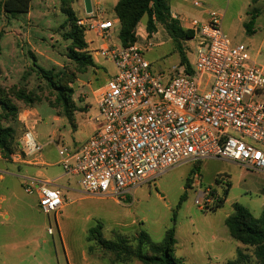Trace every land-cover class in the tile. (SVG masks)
Returning a JSON list of instances; mask_svg holds the SVG:
<instances>
[{
    "label": "rangeland",
    "instance_id": "rangeland-1",
    "mask_svg": "<svg viewBox=\"0 0 264 264\" xmlns=\"http://www.w3.org/2000/svg\"><path fill=\"white\" fill-rule=\"evenodd\" d=\"M200 2L207 11L223 14L221 27L232 45L242 46L252 59L264 65V0ZM72 10L77 18L83 16L84 1L75 0ZM97 11L105 17L109 10L103 5ZM190 17L203 20L199 14ZM66 20L58 0H31L29 14L15 19L6 15L0 18V87L9 89L16 85L34 99L33 103L13 99L20 108L18 122L13 123L16 150L25 129L19 120L24 111L36 113L30 116L28 124L33 125L39 119L35 125L38 139H46L57 130L55 140L60 145L80 143L96 125L92 120L97 113L93 90L104 86L116 74L113 64L103 58L93 59L95 65L86 68L70 58L72 42L65 36L70 31ZM146 21L144 17L141 28ZM118 32L119 28L113 33V41L117 43ZM85 39L89 50L102 45L101 38L92 32H86ZM183 45L187 59L193 63L194 56L190 54L193 43L189 40ZM163 49L168 54H156L157 50H153L145 57L153 72L174 75L180 55L173 51L171 42ZM43 71L50 73L54 83L44 77ZM55 86L73 90L71 99L79 112L74 113L72 123L58 103L60 89ZM256 100L264 103V88ZM56 116L62 120L55 121ZM56 146L51 159L54 162L59 159ZM20 166L11 155L4 158L0 153V168L4 171L0 176L3 174L4 179L11 170L23 177H12L9 173L0 181V264H114L111 252L90 241L89 230L93 227H100L106 240L120 235L134 241L145 230L156 243L174 228L177 241L174 255L186 264H228L237 260L238 250L248 257L240 264H257L254 247L234 240L225 221L234 213L236 203L255 217L261 215L264 173L244 169L228 160L189 163L155 176L119 203L111 197L84 194L79 178L70 176V187L65 190L66 206L56 216L58 228L54 214L40 210L36 193L25 192L27 176L18 170L26 168ZM38 169L50 178L63 172L59 165ZM182 195L185 199L181 202ZM198 199L200 205L196 204ZM219 200H225L224 205L214 211ZM125 264L142 263L135 259Z\"/></svg>",
    "mask_w": 264,
    "mask_h": 264
},
{
    "label": "built area",
    "instance_id": "built-area-1",
    "mask_svg": "<svg viewBox=\"0 0 264 264\" xmlns=\"http://www.w3.org/2000/svg\"><path fill=\"white\" fill-rule=\"evenodd\" d=\"M192 3L204 8L200 0ZM97 10L85 12L77 24L101 38L102 45L90 49V55L111 62L116 74L93 92L94 134L79 147L53 142L60 166L79 178L84 194L120 202L155 176L212 159L264 173V103L256 100L264 88V65L231 44L221 12L208 10L203 20L172 16L193 33L194 62L192 74L178 66L168 76L153 72L135 44L123 47L113 41L116 21L103 19ZM22 115L25 129L11 155L19 164L43 150L36 122L29 125V115ZM24 190L36 193L40 210L54 214L57 225L62 193L51 182L32 178Z\"/></svg>",
    "mask_w": 264,
    "mask_h": 264
},
{
    "label": "trees",
    "instance_id": "trees-1",
    "mask_svg": "<svg viewBox=\"0 0 264 264\" xmlns=\"http://www.w3.org/2000/svg\"><path fill=\"white\" fill-rule=\"evenodd\" d=\"M58 1L62 11L67 15L65 25L70 27V31L65 35L66 39L72 42L70 58L83 68L94 66V60L89 52V44L85 39L86 32L78 26L79 18L72 10L75 0ZM30 10L31 0H4L0 3V18L2 15H6L15 19L20 15L29 14ZM114 13L119 19L118 40L123 47L136 43V29L146 16L148 36L152 37L156 33L158 24L163 26L180 53L179 66H186L187 73H193L183 45L193 37V33L183 29L179 21L173 19L169 0H118L114 7ZM43 74L47 80L54 83L49 72L43 71ZM55 87L58 88V86ZM58 89H60L57 97L58 103L61 104L66 117L72 123L74 122V113L77 111L71 99L73 90L69 87ZM13 99L25 103L34 101L24 88L16 85L9 89L0 87V108L3 111L0 114V153L4 158L10 157L16 151L14 147L16 128L13 123L18 122L20 108ZM184 199L185 195H182L181 202ZM224 202L225 200H219L214 211L222 207ZM225 224L234 240L242 245L254 247L257 264H264V209L259 217H255L246 207L236 203L234 204V213L226 219ZM100 230V227H93L89 230L90 241H95L99 247L111 252L114 256V264L130 263L135 259L142 264H186L183 259L176 258L174 255L177 244L174 228H170L163 241L159 243L154 242L145 230H141L134 241L120 235L113 240H106L102 237ZM237 256V260L230 261L228 264H240V261L248 259L240 250L237 251Z\"/></svg>",
    "mask_w": 264,
    "mask_h": 264
},
{
    "label": "crops",
    "instance_id": "crops-1",
    "mask_svg": "<svg viewBox=\"0 0 264 264\" xmlns=\"http://www.w3.org/2000/svg\"><path fill=\"white\" fill-rule=\"evenodd\" d=\"M117 2H118V0H91L92 8L94 10L99 9L100 6L105 5V8L109 11L107 12L108 14H106L105 17H102V18L106 19V20H115L116 21V26H115L116 29L119 28V19L116 17V15L114 13V7L116 6ZM192 2H193V0H169V5H170L172 16L180 15L181 17L184 16V17L189 18L190 16H192V14L196 15V16H197V14H199L201 18H205L207 10L205 8H196ZM96 6H98V7H96ZM109 15L111 17H109ZM190 18H193V17H190ZM146 23H147V21H146ZM156 28H157V31L152 37L148 36V33L146 31V25L144 28H141L140 23H139V25L136 29L137 41H136L135 45L138 48H140L141 50H143L144 54H149L153 50H157L156 54H168L167 52L164 51L163 47L168 42L173 43V41H172L171 37L169 36V34L166 32V30L163 28V26L158 24L156 26ZM173 46H174L173 51L177 54H180L179 51L175 48L174 43H173ZM89 47H90V45H89ZM90 49H92V48H90ZM94 91L95 90H93V92ZM95 106H96V104H95ZM96 109H97V107H96ZM83 111H87V109L83 110ZM77 112H79V111H77ZM97 112H98V110H97ZM23 113L28 114L29 118L32 117V114L36 115L35 112H33L31 114L29 111H24ZM96 115H97V113H96ZM23 117H24V115H22V112H21L20 116H19L20 122H21V118H23ZM61 120L62 119L60 117H58V116L55 117V121L60 122ZM36 122L38 123L39 119H36ZM96 128H97V125H95L93 127V129L89 135L82 138L80 143H73L72 147H79L83 143H85L94 134V132L96 131ZM56 131L57 130H55V132ZM55 132L51 136L49 135L48 138H46V139L44 138L43 140L41 139V141L43 143L42 152L39 155H36L35 157H32L31 159H28L25 162L20 163L19 164V165H21L20 167H25L26 169L23 170V168H19L18 172L23 173L27 176L25 178V180L32 178V179H38V180L45 181V182H51L53 184V187L58 189L63 195V198H64L63 209H64L66 206V203H67L66 201L68 200L66 195H65V190L69 189L70 183H71L70 182V176H74V175L66 174L63 171L61 174L57 175L55 178H50V177H45L44 173L38 169L41 167H50V166H56V165L60 166L59 159L57 162L51 161V159L53 158L54 147L56 146L55 143H53V142H56L55 139H56L57 135ZM57 144H59V142ZM9 171H11V170H9ZM9 171H7L5 174L8 175L10 173L9 175L12 177L23 178L21 176H18V174L13 173V172H9ZM0 172H4V171H2L0 168ZM6 175H5V178L3 179L4 176H3V174H1L0 181L5 180ZM75 177H77V176H75ZM117 203H119V202H117ZM58 228H59V223H58Z\"/></svg>",
    "mask_w": 264,
    "mask_h": 264
},
{
    "label": "water",
    "instance_id": "water-1",
    "mask_svg": "<svg viewBox=\"0 0 264 264\" xmlns=\"http://www.w3.org/2000/svg\"><path fill=\"white\" fill-rule=\"evenodd\" d=\"M86 13H91L93 11L91 0H83Z\"/></svg>",
    "mask_w": 264,
    "mask_h": 264
}]
</instances>
